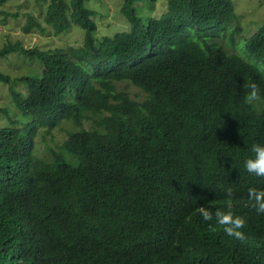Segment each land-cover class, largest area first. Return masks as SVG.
<instances>
[{"label":"trees","instance_id":"trees-1","mask_svg":"<svg viewBox=\"0 0 264 264\" xmlns=\"http://www.w3.org/2000/svg\"><path fill=\"white\" fill-rule=\"evenodd\" d=\"M93 1L26 13L25 32L78 27L80 45L0 47L29 63L0 69V264H264V214L247 199L264 176L243 168L264 143V24L243 37L235 0H123L125 27L99 34ZM55 129L67 135L48 162ZM229 195L242 238L215 223Z\"/></svg>","mask_w":264,"mask_h":264},{"label":"rangeland","instance_id":"rangeland-1","mask_svg":"<svg viewBox=\"0 0 264 264\" xmlns=\"http://www.w3.org/2000/svg\"><path fill=\"white\" fill-rule=\"evenodd\" d=\"M49 0H47L48 2ZM123 0H95L92 5L98 10L95 17L99 34L112 33L118 29L125 27L126 17L121 13ZM47 2L44 4L47 5ZM237 19L242 26L243 37H250L258 31L264 24V0H235ZM157 12L163 11L165 8V0H157ZM45 10V7L42 8ZM33 10L40 19L39 6H36L34 0H8L0 3V47L5 43L20 40L23 45L32 47L40 45L41 47L54 48L57 45H80L83 41V31L78 27H72L68 32L56 34L51 26L47 25L46 31L32 29L30 32H25L23 25L27 20L26 13ZM18 11V16L15 17L11 13ZM6 13V14H5ZM28 62L18 57L16 54L10 55L6 59H0V69L11 73L14 77H20L28 72ZM37 66V64H34ZM118 87L127 90L133 97H141V90L125 81L118 82ZM7 87L0 84V105L10 100ZM86 126H89L86 124ZM55 138L47 136L42 139L43 145L40 152L47 157L48 162L52 161V157H48L47 145H52L59 148L65 139L67 133L59 129H55ZM60 151V149H59ZM71 158V157H69ZM73 163L77 161L72 159Z\"/></svg>","mask_w":264,"mask_h":264},{"label":"clouds","instance_id":"clouds-1","mask_svg":"<svg viewBox=\"0 0 264 264\" xmlns=\"http://www.w3.org/2000/svg\"><path fill=\"white\" fill-rule=\"evenodd\" d=\"M247 91L244 93L243 101L246 104H251L257 100V89L254 83L242 85ZM251 156L243 161V168L257 177L264 176V143H253L250 146ZM231 194V189H227ZM247 199L251 202L250 206L255 208V211L264 214V189L250 187L247 190ZM226 210L221 211L219 208L215 211V223L223 227V231L235 238H242L243 234L240 231L241 226L244 224V218L239 215H234L232 212V199L231 196L224 200ZM200 215L203 220L208 221L212 219V214L207 208L200 207Z\"/></svg>","mask_w":264,"mask_h":264}]
</instances>
